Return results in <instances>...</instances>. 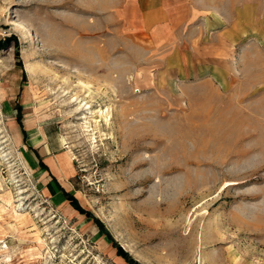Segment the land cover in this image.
I'll return each mask as SVG.
<instances>
[{"label": "rangeland", "instance_id": "1", "mask_svg": "<svg viewBox=\"0 0 264 264\" xmlns=\"http://www.w3.org/2000/svg\"><path fill=\"white\" fill-rule=\"evenodd\" d=\"M188 1L0 0V264H264V0Z\"/></svg>", "mask_w": 264, "mask_h": 264}, {"label": "crops", "instance_id": "2", "mask_svg": "<svg viewBox=\"0 0 264 264\" xmlns=\"http://www.w3.org/2000/svg\"><path fill=\"white\" fill-rule=\"evenodd\" d=\"M150 18L143 23L149 26L152 38L155 42H166L175 36V31L181 32L192 23L193 18H202L194 11V7L188 0H152ZM211 23V17L207 18ZM203 21V18H202ZM203 24L205 22L203 21ZM223 84V83H222ZM224 85V84H223Z\"/></svg>", "mask_w": 264, "mask_h": 264}, {"label": "trees", "instance_id": "3", "mask_svg": "<svg viewBox=\"0 0 264 264\" xmlns=\"http://www.w3.org/2000/svg\"><path fill=\"white\" fill-rule=\"evenodd\" d=\"M19 114H20V113H19ZM82 213H83V214H86L87 216H89L88 213L85 212V211H83V210H82ZM110 240L112 241L111 238H110ZM113 246H114V248L116 249V254H117V256L121 257V258H122L126 263H128V264H136L135 262H131V261L128 259L127 255L122 251V249H121L118 245H116L115 243H113Z\"/></svg>", "mask_w": 264, "mask_h": 264}, {"label": "bare ground", "instance_id": "4", "mask_svg": "<svg viewBox=\"0 0 264 264\" xmlns=\"http://www.w3.org/2000/svg\"><path fill=\"white\" fill-rule=\"evenodd\" d=\"M18 29H20V31H23L22 32V34H24L25 36H26V34H27V32H29V31H27L23 26H20ZM30 33V32H29ZM49 47V46H48ZM53 48V47H52ZM83 72V71H82ZM81 74L78 70H76V74ZM85 74V73H84ZM83 74V75H84ZM86 76V75H85ZM81 77V76H80ZM79 78V77H78ZM82 78V77H81ZM89 79V78H88ZM79 80V79H78ZM81 80H79V82H80ZM78 82V81H77ZM78 84H81V85H84L85 84V86H86V83H84L83 84V82H80V83H78ZM85 86H83L82 88H84ZM87 87V86H86ZM78 101V99L77 98H74V99H72V102L74 103V102H77ZM78 104H80L81 102H77ZM75 104V103H74ZM80 108V107H79ZM130 139V138H129ZM19 201V200H18Z\"/></svg>", "mask_w": 264, "mask_h": 264}]
</instances>
